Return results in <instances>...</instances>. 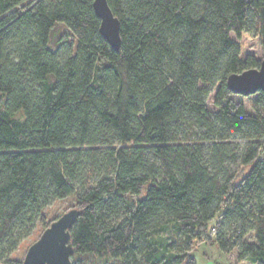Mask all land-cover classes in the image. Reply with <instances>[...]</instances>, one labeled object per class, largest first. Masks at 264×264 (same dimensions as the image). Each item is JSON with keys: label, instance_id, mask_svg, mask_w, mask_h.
I'll return each mask as SVG.
<instances>
[{"label": "trees", "instance_id": "obj_1", "mask_svg": "<svg viewBox=\"0 0 264 264\" xmlns=\"http://www.w3.org/2000/svg\"><path fill=\"white\" fill-rule=\"evenodd\" d=\"M93 1L0 0V264L71 196L72 264H264V92L228 85L264 0H107L119 51Z\"/></svg>", "mask_w": 264, "mask_h": 264}, {"label": "water", "instance_id": "obj_2", "mask_svg": "<svg viewBox=\"0 0 264 264\" xmlns=\"http://www.w3.org/2000/svg\"><path fill=\"white\" fill-rule=\"evenodd\" d=\"M93 8L100 19V33L110 47L119 51L121 48L120 22L113 14L107 0H94ZM230 89L243 97L264 92V62L259 69L246 70L233 74L228 79ZM80 215L77 209H71L46 228L39 239L27 250L22 264H72L74 246L71 229Z\"/></svg>", "mask_w": 264, "mask_h": 264}, {"label": "rangeland", "instance_id": "obj_3", "mask_svg": "<svg viewBox=\"0 0 264 264\" xmlns=\"http://www.w3.org/2000/svg\"><path fill=\"white\" fill-rule=\"evenodd\" d=\"M57 31L58 32H56V33L58 35L63 34V35H65L66 38L72 39L71 34L65 28V26L59 25L57 28ZM57 34L54 33L51 37V46L53 48H55V45L53 43L57 39L56 38ZM232 39L240 45V48H241L240 57L242 60H245V58L247 56H253L257 60H259L262 57V50H261L258 39L252 38L251 35H249V34H242L240 39H237L235 35H232ZM214 95H215V93L210 98V103H209V107L212 110L214 109L213 102H212ZM256 97H257V95L248 96V97L236 95L235 100L243 103L246 110L249 113H252L253 112L252 104H253V101L255 100ZM144 191H145V189H144ZM140 197H142V196L133 197V198L137 199ZM74 203H75V196H71V197H69L67 199H63V200H54L45 209V214L48 217L58 218L59 216H61L65 212L72 209L75 206ZM42 232H43L42 227H39V226L36 227V229L31 233V235L28 236L26 238V240H24L23 243L19 245V247L16 249V251L10 257L18 260L22 264L28 248L35 241H37L39 239ZM197 249H198V251L195 253V257L197 259V264H217V263H220V264H239L237 261V256H236L235 252H233L229 255H226V256H220L215 247L214 248L205 247V246L200 247V245H199V246H197ZM204 253H207L208 255L212 256V259L209 260L208 258H206ZM75 259H76V261L80 260L77 257ZM75 259L72 258V263L75 261ZM82 261H84V260H82ZM88 261L89 262L91 261L90 262L91 264H102V262H105L104 260H100L97 256H90ZM109 262H111V260H109ZM241 264H247V263H241Z\"/></svg>", "mask_w": 264, "mask_h": 264}, {"label": "crops", "instance_id": "obj_4", "mask_svg": "<svg viewBox=\"0 0 264 264\" xmlns=\"http://www.w3.org/2000/svg\"><path fill=\"white\" fill-rule=\"evenodd\" d=\"M218 264H220V263H218Z\"/></svg>", "mask_w": 264, "mask_h": 264}]
</instances>
